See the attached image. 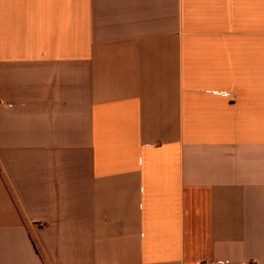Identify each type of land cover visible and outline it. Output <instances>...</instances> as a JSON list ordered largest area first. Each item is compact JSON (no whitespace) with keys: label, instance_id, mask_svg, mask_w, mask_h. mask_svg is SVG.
I'll return each instance as SVG.
<instances>
[{"label":"crops","instance_id":"0c3cea01","mask_svg":"<svg viewBox=\"0 0 264 264\" xmlns=\"http://www.w3.org/2000/svg\"><path fill=\"white\" fill-rule=\"evenodd\" d=\"M202 262L264 264V0H0V264Z\"/></svg>","mask_w":264,"mask_h":264},{"label":"built area","instance_id":"2783aa9c","mask_svg":"<svg viewBox=\"0 0 264 264\" xmlns=\"http://www.w3.org/2000/svg\"><path fill=\"white\" fill-rule=\"evenodd\" d=\"M218 263H222L221 261ZM198 264H213V262H202V263H198Z\"/></svg>","mask_w":264,"mask_h":264}]
</instances>
